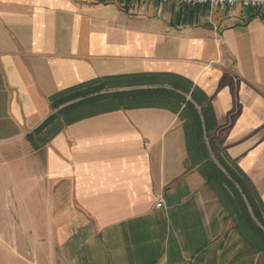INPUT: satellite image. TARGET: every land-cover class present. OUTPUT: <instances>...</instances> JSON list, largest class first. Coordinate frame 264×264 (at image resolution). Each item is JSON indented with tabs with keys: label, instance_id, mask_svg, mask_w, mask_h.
Instances as JSON below:
<instances>
[{
	"label": "crops",
	"instance_id": "crops-1",
	"mask_svg": "<svg viewBox=\"0 0 264 264\" xmlns=\"http://www.w3.org/2000/svg\"><path fill=\"white\" fill-rule=\"evenodd\" d=\"M97 80L122 83L106 89L121 107L34 150L51 98ZM194 110L264 204V15L0 0V186L23 202L9 232L26 234L13 248L34 264H264L191 158Z\"/></svg>",
	"mask_w": 264,
	"mask_h": 264
},
{
	"label": "trees",
	"instance_id": "trees-1",
	"mask_svg": "<svg viewBox=\"0 0 264 264\" xmlns=\"http://www.w3.org/2000/svg\"><path fill=\"white\" fill-rule=\"evenodd\" d=\"M112 81L97 80L52 97L51 106L55 113L28 136L33 149L40 150L68 126L119 109L122 105L119 98L124 94L110 93L106 89L107 86L112 89L114 85L122 83L114 81L113 84ZM194 111L191 117L182 119L191 158L233 218L236 227L259 252H264V204L259 193L225 150L215 141L207 144L216 125L212 123L208 127V122H203L198 112ZM212 153L216 155L215 159Z\"/></svg>",
	"mask_w": 264,
	"mask_h": 264
},
{
	"label": "rangeland",
	"instance_id": "rangeland-1",
	"mask_svg": "<svg viewBox=\"0 0 264 264\" xmlns=\"http://www.w3.org/2000/svg\"><path fill=\"white\" fill-rule=\"evenodd\" d=\"M1 155H6V157H9L10 154L8 153V150H1L0 156ZM14 157L15 156H12V158ZM10 191L11 190H8V192ZM2 192L3 190H1L0 186V264H34L32 262L33 260L30 258V249L13 248V241L16 239L21 242L25 241L26 234L20 232L17 234L14 232H9V228L10 226H13V223H17V227L19 229H23L22 220L25 219L22 214L23 210H21L23 202L21 203L19 201L3 200L2 198L5 196V194H2ZM9 213L12 214L9 216Z\"/></svg>",
	"mask_w": 264,
	"mask_h": 264
},
{
	"label": "built area",
	"instance_id": "built-area-1",
	"mask_svg": "<svg viewBox=\"0 0 264 264\" xmlns=\"http://www.w3.org/2000/svg\"><path fill=\"white\" fill-rule=\"evenodd\" d=\"M161 5L176 4L179 7L210 8L223 10H249L257 14L264 15V0H153ZM159 208L163 207V203L158 204Z\"/></svg>",
	"mask_w": 264,
	"mask_h": 264
}]
</instances>
